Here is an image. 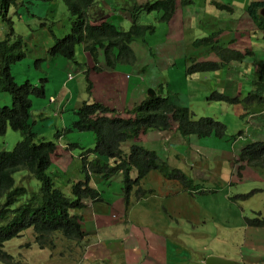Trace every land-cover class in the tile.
Instances as JSON below:
<instances>
[{
    "label": "crops",
    "instance_id": "1",
    "mask_svg": "<svg viewBox=\"0 0 264 264\" xmlns=\"http://www.w3.org/2000/svg\"><path fill=\"white\" fill-rule=\"evenodd\" d=\"M193 2L194 0H176L175 14L165 25L168 32L164 36L168 42L162 49L171 48L168 58L176 54H198V62H212L219 60L213 58L214 53L210 54L208 45L203 49H196L194 42L198 36L210 33L211 37L217 34L213 40L222 45L223 49H226V46H229L228 49L232 48L231 41L236 40L235 49L240 51H243L241 41L249 40L247 45L251 47L253 57L250 60L253 64L251 73L240 72V65L233 66L232 62L223 61L219 66V70L224 69L225 65L233 68L229 69L232 71L229 77L219 78L222 92L228 97L230 92L235 98L244 100L246 97L241 93L240 75H251L249 84L253 89L260 66L264 62L263 37L256 31L258 29L245 8L253 2L264 3V0H205L202 4ZM198 13L200 17L205 18L202 22L207 25L197 20ZM261 14L264 16L263 11ZM186 22L188 26L185 29L183 23ZM187 34L193 36L190 41L183 40ZM79 53L82 56L81 63L86 65L78 67L77 74L74 67L68 65L67 79L62 82L58 95L50 97V103L57 98L58 108H62L66 102L65 109L69 105L78 109L86 101L83 95L87 94L89 81L92 85L89 101L103 103L117 110L123 119L131 118L129 111L145 101L146 88L142 84L137 87L132 77L129 78L128 74L119 68L111 71L101 67V73L94 71L91 57L81 49ZM185 66L189 68L190 63L186 62ZM80 74L85 75V79L87 74L88 81L86 79L87 85L81 86L80 94L76 96L77 85L71 88L70 84ZM69 75H72L73 79L69 80ZM195 76L197 74L188 76L190 78L185 81H197ZM156 84L157 82H154V85ZM248 109H251L248 117V123L251 124V140L243 133L237 138L231 137L233 141L238 142L235 151L238 150L239 154L246 145L264 141V104L254 101ZM153 133H161L158 134L159 148L152 147L155 143L151 138ZM62 139L64 138L60 140ZM203 139L230 141L227 134L223 138L214 135L206 138L183 136L178 130V124L172 121L169 131L149 130L135 141L127 143L125 152H129L130 147L136 144L148 151L157 152L159 156L160 152L165 153V161L170 166V163L174 164L175 169L181 170L185 177L192 180L190 187H185L179 180H167L160 174L152 177L149 175L142 182L140 192L137 193L138 189L134 188L127 201L122 176L106 180L100 175H93L91 186L101 195L94 200H85V207L75 212L81 216V225L87 235L81 246L82 254L73 251L65 255H55L49 250L50 253L38 255L51 257L55 261L54 264H58V258L62 264H207L210 257L222 258L229 262L226 264H264V228L251 227L241 215V212L245 214L246 203L251 194H239L234 198L235 192H243L236 191L235 188L239 186L237 184L244 185L249 178L252 183H264V168L251 169L246 163L242 164V167L236 157V161H228L231 164L230 172L220 174L223 167L219 161H210L196 151L202 150L197 143ZM185 146L187 154L181 150ZM67 147V144L57 142L55 156H60V152H65ZM52 160L54 162V156ZM68 174L67 170L62 171L61 179L64 180V175L69 177ZM136 177L137 172L134 171L132 179ZM64 182L63 191L71 193L75 181L69 177L68 182ZM228 195L231 196L227 197ZM210 204L213 208H210ZM18 244L21 248L22 243ZM30 256L26 262L37 264L29 260Z\"/></svg>",
    "mask_w": 264,
    "mask_h": 264
},
{
    "label": "trees",
    "instance_id": "2",
    "mask_svg": "<svg viewBox=\"0 0 264 264\" xmlns=\"http://www.w3.org/2000/svg\"><path fill=\"white\" fill-rule=\"evenodd\" d=\"M62 1L72 17V27L63 39H56L48 51L50 60L64 58L76 67H84L86 64L81 63L77 57L79 47L91 57L94 70L98 73L102 71L98 67L101 52L108 69L115 70L120 64H135L138 57L132 45L141 42L148 46L147 38L153 36L157 29L156 24H143L142 17L160 15L156 18L158 22L168 24L176 11V0H151L145 4L127 0V4H133L131 8L118 5L116 0H107L109 4L106 5L114 13H110L98 25L93 24L91 13L93 7H100L101 0ZM17 6V0H0V23L8 29L5 38L0 39V92L10 95L12 101L11 106L0 107V135L5 136L8 129H12L22 136L12 151L0 152V262L8 264H12L15 257L5 251V245L11 240L24 238L29 230H32L34 244L40 250L52 251L58 247L59 241L67 242L69 247L72 243L82 246L87 235L81 225V216L75 212L85 207V200H94L101 195L90 186V174L102 175L106 179L121 175L127 201L134 188L138 189L137 193L140 192L142 182L153 171L167 180H179L185 187H190L192 180L185 177L181 170L171 167L157 152L148 151L136 144L130 147L129 152H125V145L138 139L142 133L149 130L169 131L172 121L178 124V130L183 136L206 138L214 135L223 138L227 132V126L213 118L197 119L189 108L182 106L176 98L166 95L162 84L157 96L148 97L129 111L132 115L129 119L121 118L116 110L101 103L84 101L75 113L77 121L72 128L78 132L94 134L95 148L88 153L95 154L96 159L88 164L89 170L84 168L86 182L73 184L71 195H67L55 186L49 174V171H55L52 157L57 150V143L39 138L33 131L37 121L32 120L34 101L30 96L34 94L45 97V89L29 81L19 85L14 75V66L27 56L24 39L16 35L12 20V16L19 15ZM263 9L264 3L261 2H253L245 8L258 31L264 34ZM115 13H122L125 18H117ZM196 18L205 25L202 22L205 18L200 17L199 13ZM125 20L130 21L128 30L123 27ZM214 36L209 41H213ZM209 64L216 71L217 65L213 63L200 64L199 71H206L204 66ZM86 79L88 81L87 74ZM250 90L248 97L251 104L247 107H251L254 101L264 104V62ZM91 91L92 85L88 81L89 96ZM213 94L216 102H226L230 106L244 102L239 97L229 98L224 93ZM57 138L60 136L57 135ZM109 160L114 165L108 163ZM239 162L242 167L246 163L251 169L264 168V141L246 145L241 150ZM21 171H25L26 176L19 186L15 174ZM133 171L137 172L135 180L131 178ZM28 180L39 183V192L27 184ZM248 223L253 227L264 228V219H251ZM31 246L28 243L25 247L29 249Z\"/></svg>",
    "mask_w": 264,
    "mask_h": 264
},
{
    "label": "rangeland",
    "instance_id": "3",
    "mask_svg": "<svg viewBox=\"0 0 264 264\" xmlns=\"http://www.w3.org/2000/svg\"><path fill=\"white\" fill-rule=\"evenodd\" d=\"M126 1L127 0H116V3L118 5L128 6L131 8L133 4H127ZM148 1L149 0H133V3L138 2L139 4H145ZM204 1L205 0H194L193 4H202ZM17 2L19 15L12 16V20L14 22L16 35L21 36L24 39L27 56L14 66V75L19 85H24L27 81H29L30 84L39 88L44 87L45 89V97H37L34 94L30 96L34 101V116L32 120L33 122L35 120L37 121L33 127L34 133L38 135L39 138L57 143L58 139L56 134L61 132L63 133L64 139H62L60 143L63 142L67 145H74L70 151L69 149H65V152H60V156H54L55 163L53 162V164L55 166V171H49L50 176L54 180L55 186L57 188L60 187L61 189H65L64 180L68 182L69 177L74 180L75 183L85 182L86 174L83 171L84 160L82 159V155L86 151L95 148V137L92 132L72 131L73 123L77 121L75 106L69 105L68 108L65 109L66 102L63 104L62 108H58L57 103H50V97H56L58 95L62 82L67 79V67L70 62L64 58H58L56 61L50 60L48 51L55 44L56 39H63L70 33L72 27V17L62 0H17ZM100 2V7L96 5L93 7L91 13V17H93V24H102V22L107 19L109 15L114 13V11H111V8L106 5L109 4L107 0H101ZM181 3L183 5L185 4L183 1ZM115 14L117 18H125L122 13ZM157 17L159 16L146 15L145 17H142L143 24H156L158 29H156L153 36L147 38L148 46H144L141 42H136L132 45V49L138 57V62L135 67L133 65L120 64L118 68L126 72L129 78L132 77V81L137 87L139 84H142L143 87L147 88L149 91L153 89L157 92L154 96L158 95L159 86L162 84L164 93L176 98L182 106L193 110L197 119L210 117L226 125V134L228 135V139L230 141L226 142L225 140L213 141L211 139H203L197 143V146L202 150H196L210 161H219L220 165L223 167L222 171L219 173L221 174L222 172V174L225 175L226 172H230L231 170V164L228 161H236V157L239 158L240 155L238 150L235 151V148L238 146V142L235 140L233 141L231 137L237 138L241 135V133H243L251 140V132H249L251 124L248 123V117L251 109L249 110L247 107L251 104L248 97L249 91H251L249 89L251 85L249 84V81H251V75L241 74L239 78L241 93H243V96L246 97L242 104L235 105L233 107L227 105L226 102H216L214 100L215 98L213 93H223L220 87L221 84L219 82V78L229 77V75L232 74V71H229V69H233L232 66L229 68L228 65H225L224 69L214 71L211 64H209L204 66L207 69L206 71L199 72L200 65L196 68L197 76H195V78L197 81L193 79L190 83L186 82L185 80H188L190 77H188L186 72L185 63L190 58L195 61L198 54H176L175 56L168 58L171 48L165 47L162 49V46L168 42L165 41V36L168 30L165 29L166 23L156 22ZM183 24L186 29L188 22ZM123 27L125 30H128L130 28V21L125 20ZM7 31V27L3 23H0V39L5 38ZM195 32L198 33V31ZM210 35V33L202 34L196 38L195 45L197 50L206 47V42L210 38ZM192 37L193 36L187 34L183 40L190 41ZM198 39L199 41H197ZM247 42H249V40L241 41V47L244 52L242 58H240L241 51L235 49L237 46L236 40L231 41V45L233 46L232 48L224 51L218 49L214 51L210 49V54L214 51L221 59L226 58L223 63L232 62L233 66L240 65V72L251 73L250 69L253 64H251L250 60L253 57H251V53L248 51L251 50V47L247 45ZM79 52L80 49L78 47L77 57L78 60L81 61ZM100 54L101 56L98 67L108 69L103 52ZM213 58L218 59L221 62L216 55H213ZM219 61H212V63L216 64L219 68V64H222V62L219 63ZM203 62L211 61H200L197 62V65ZM72 66L74 67L75 74H77L79 68L74 64H72ZM227 71L229 72L226 74ZM178 74L181 77L178 76ZM206 81L208 82L205 83ZM154 82H157V84L154 85ZM73 85H77L75 95L79 96V88H81V86L83 87V85H87L85 75L80 74L76 76L75 81L70 84V87L72 88ZM167 86L169 87L168 90ZM149 91L148 94H150ZM228 95L230 96L229 98H235L230 92ZM83 97H85V100L87 101L90 99L87 94H84ZM143 97L144 96H142V98ZM11 104L12 101L10 95L0 92V107L11 106ZM161 133H153L151 135V138L155 140V143L152 145L153 148L160 147V135L158 134ZM21 140L22 136L19 132L8 129L5 136L0 135V152L12 151ZM181 150L187 154L186 146L182 147ZM160 157L163 160H166L165 153L160 152ZM175 160L176 159L174 158V161ZM170 164L175 167L174 164ZM61 165L63 166V170ZM181 166L183 167L184 163H182ZM66 170L69 172V177L64 175V180H62L61 172ZM157 174V172L153 171L149 175L152 177L157 176ZM235 174L237 173L235 172ZM25 175L26 172L21 171L15 174V179L19 182ZM249 179L250 180L246 181L244 185H241L243 183L237 184L239 186L235 188L236 191L243 192H235L234 194V198L239 194H251L250 198L247 200L248 202L246 203L247 206L245 208V214L240 211L243 217L242 219H246V223H248L251 219H264V183L255 184L251 182V178ZM27 184H31L34 191L39 192L40 186L36 180H29ZM21 185L22 183L19 184V186ZM223 194L226 195L225 192H223ZM218 196L223 199L221 195ZM230 196L231 195H228L227 197ZM251 207L253 208L252 211ZM210 208H213L212 204H210ZM33 239V232L29 231L27 232L25 238L11 240L5 245V251L16 258H14L12 264H29L26 260L29 258L30 254L32 255L29 260L35 261L37 264L55 263L51 257L38 255V253L43 254L44 252H50L49 250H40L38 246L34 244ZM30 241L33 242L31 243V248L28 249L25 246L30 243ZM18 243H22L21 248ZM66 244L67 242L62 243L59 241L58 247L50 251L55 255L59 253L61 255H65L70 251L82 254V247H79L74 243L70 244L71 247ZM64 246L65 249L63 248ZM35 252H37V254H33ZM57 263L62 264L59 258ZM0 264L8 263L0 262Z\"/></svg>",
    "mask_w": 264,
    "mask_h": 264
},
{
    "label": "clouds",
    "instance_id": "4",
    "mask_svg": "<svg viewBox=\"0 0 264 264\" xmlns=\"http://www.w3.org/2000/svg\"><path fill=\"white\" fill-rule=\"evenodd\" d=\"M149 1H151V0H149ZM153 1V0H152ZM261 11H263L264 12V9L263 10H261ZM158 16H160V15H158ZM156 22H158L157 20H156ZM161 23H163V22H161ZM257 28V27H256ZM157 29H158V27H157ZM258 33H260L261 35H262V37L264 36V34L262 33V32H260V31H258V30H256ZM215 36H214V38L217 36V34H214ZM260 36V35H259ZM263 40H264V38H263ZM197 41H199V39L197 40ZM195 43V42H194ZM206 45H208V48L209 49H211V50H216V49H218V50H222V51H224V50H226V49H228V47L229 46H226V49H223V46L222 45H218V44H216V42L213 40V41H209V39L207 40V42H206ZM214 51H212V53H214V55H216L220 60H221V62H223L224 60H222L220 57H219V55L217 54V53H215ZM248 51H250V50H248ZM219 52V51H218ZM251 53V52H250ZM244 54V52L243 51H241V56ZM251 56H252V54H251ZM196 60L194 61V59H188L187 60V62H189L190 63V66H189V68H187L186 67V72H187V74H188V76H191V75H194V74H197V70H196V68L197 67H199L200 66V64H203V63H212V62H203V63H200L199 65H197V62H198V59L197 58H195ZM91 61H92V59H91ZM137 62H138V60L135 62V64L133 65L134 67H135V65L137 64ZM92 63H93V61H92ZM240 63H242V62H240ZM256 64V63H255ZM219 66H221V64H219ZM147 67V66H146ZM146 67H145V69H146ZM261 67H262V64H261V66H260V69H261ZM118 68V67H117ZM193 69V70H192ZM260 69H259V71H260ZM93 70H94V63H93ZM108 70H111L112 71V69H108ZM116 70V69H115ZM190 70H192V72H190ZM216 70H219V68L217 67L216 68ZM95 71V70H94ZM190 73H189V72ZM259 71H258V73H259ZM199 72H201V71H199ZM101 73V72H100ZM227 74V73H226ZM68 79L69 80H71V79H73V76L72 75H69L68 76ZM147 89V88H146ZM148 89L146 90V95H145V101H146V99L148 98V97H154V94H157V92H155L153 89H151L150 91L151 92H153V94H148ZM150 91H149V93H150ZM87 95H88V93H87ZM89 96V95H88ZM91 97V95L89 96V98ZM87 101V100H86ZM89 101V100H88ZM89 102H91V101H89ZM144 102V101H143ZM142 102V103H143ZM51 103H53V104H56L57 103V99H55V100H52V102ZM97 103H99V102H97ZM101 104H103V103H101ZM82 105V104H81ZM80 105V106H81ZM104 105V104H103ZM106 106V105H105ZM108 107V106H107ZM80 108V107H79ZM78 108V109H79ZM78 109H76V111L78 110ZM117 111V110H116ZM76 113V112H75ZM119 114V113H118ZM119 116H120V114H119ZM121 117V116H120ZM122 118V117H121ZM73 130H75V129H73L72 128V131ZM57 135H59L60 136V138L57 140V142H60L61 140V138H63V133H61V132H58L57 134H56V137H57ZM60 140V141H59ZM68 147V149H69V151H70V149L74 146L73 144H68L67 145ZM91 150H94V149H91ZM90 150H88V151H86L83 155H82V159L84 160V168L85 167H87V169H88V167H89V163L90 162H92V161H94L95 159H96V155L95 154H93V153H88ZM55 154H56V152H55ZM55 154L53 155V156H55ZM93 156V157H92ZM53 158V157H52ZM110 161H112V160H109L108 161V163H110L111 165H114V162L113 163H111ZM52 162H53V160H52ZM86 163H87V165H86ZM169 164V163H168ZM172 167V166H171ZM89 170V169H88ZM83 171H84V169H83ZM134 172V171H133ZM132 172V173H133ZM84 173L86 174V172L84 171ZM90 174V173H89ZM159 174V173H158ZM93 175H96V176H99V175H97V174H90V186H91V178H92V176ZM26 176V175H25ZM25 176H23L22 177V179L25 177ZM100 176H102V175H100ZM117 176H121V175H117ZM103 177V176H102ZM104 178V177H103ZM131 178H132V175H131ZM137 178V177H136ZM164 178V177H163ZM21 179V180H22ZM85 179L87 180V175H86V177H85ZM104 179H106V178H104ZM111 179V178H110ZM110 179H106V180H110ZM21 180L19 181V182H17V184L19 185L20 183H21ZM86 180H85V182H86ZM133 180H135V179H133ZM17 181V180H16ZM29 181V180H28ZM27 181V182H28ZM92 187V186H91ZM93 188V187H92ZM58 189H61L60 187L58 188ZM95 189V188H94ZM62 191L64 190V189H61ZM65 192V191H64ZM67 195H71V193H72V190H71V193H67V192H65ZM132 192H130V194H131ZM129 194V195H130ZM84 203H85V201H84ZM29 231H32V230H29ZM29 231H27V232H29ZM27 234V233H26ZM25 237H26V235H25ZM24 237V238H25ZM33 241H30V243H32ZM30 249V248H29Z\"/></svg>",
    "mask_w": 264,
    "mask_h": 264
},
{
    "label": "water",
    "instance_id": "5",
    "mask_svg": "<svg viewBox=\"0 0 264 264\" xmlns=\"http://www.w3.org/2000/svg\"><path fill=\"white\" fill-rule=\"evenodd\" d=\"M150 94H153V92L150 91ZM226 263L229 262L219 257H210L207 260V264H226Z\"/></svg>",
    "mask_w": 264,
    "mask_h": 264
}]
</instances>
